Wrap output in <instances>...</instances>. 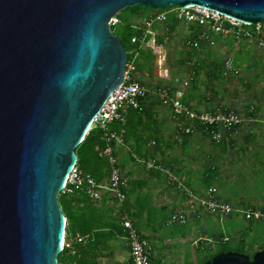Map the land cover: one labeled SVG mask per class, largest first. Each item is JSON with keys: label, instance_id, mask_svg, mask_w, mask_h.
Instances as JSON below:
<instances>
[{"label": "water", "instance_id": "1", "mask_svg": "<svg viewBox=\"0 0 264 264\" xmlns=\"http://www.w3.org/2000/svg\"><path fill=\"white\" fill-rule=\"evenodd\" d=\"M137 5L201 6L264 24V0H0V264H58L59 195L127 70L110 23ZM205 264H264V251Z\"/></svg>", "mask_w": 264, "mask_h": 264}, {"label": "crops", "instance_id": "2", "mask_svg": "<svg viewBox=\"0 0 264 264\" xmlns=\"http://www.w3.org/2000/svg\"><path fill=\"white\" fill-rule=\"evenodd\" d=\"M251 41L257 42V40ZM248 52V46L245 45L240 50L243 55H247ZM261 60L264 61V58ZM257 65L258 67L254 68H260L262 72L259 74L264 75V64L260 62L254 64V66ZM190 68L192 69V67ZM201 74L198 78H201ZM198 84L201 85L200 81ZM198 84L196 83L195 87L188 91V106L200 112L211 111L221 106L218 104V102L221 103L220 99H217L216 103V99L204 95ZM155 99L151 97L144 104L148 112V129L136 131L137 135L130 138L129 143L116 149V158L128 181L141 182V185H146L144 188L135 186L132 189L131 203L132 206H135V211L132 210L133 213L137 210L143 212L140 217L141 225L144 224L141 234L152 245L151 264H196L199 253L208 249L215 251L218 248V246H211L209 241H205L201 237L195 239L198 229L213 227L219 238L222 236L225 240H230L231 235L226 232L234 227L233 223L236 217L231 215L224 218L199 210L197 215L190 216L188 223L184 226L176 229L165 226V221L173 212L184 209L187 199L167 185L164 172L159 177L150 176L144 165L155 160L157 164L163 163V170L175 167L176 173L174 174L184 184L192 188L198 197L207 194L208 190L199 189V182L212 169L216 175L213 186L218 185L219 188H222L226 183H230L234 188L238 182H243L245 191L243 198H239L234 193L229 195L221 190L217 196L218 199L237 210L251 209L264 213V93L260 98L252 99L247 104L248 106L244 107L246 111L243 114L238 110L239 106H227L235 110L244 122L232 131H223L221 144L217 145L200 132L193 134L185 143H182V135L178 133L172 111L164 107L158 98ZM133 114L128 112L127 123L135 131L136 128L144 126L146 122L144 123L143 118H136ZM155 141L159 142L158 145ZM124 166H127L125 171ZM258 191L259 195H257ZM141 202H145L146 206L150 208V212L153 213L151 216H153L154 222L151 225L146 222L149 212L144 211L146 206H141L139 204ZM111 205L116 214L118 207L115 208L114 204ZM242 218L244 219L243 216ZM247 222L250 226L244 230L246 238L252 235V242L264 238V221ZM163 228L170 229V232L162 233ZM211 240L213 242V239H210V242ZM217 243H213L214 246ZM128 261H130V250L126 236H123L113 242L112 249L106 252L99 263L121 264Z\"/></svg>", "mask_w": 264, "mask_h": 264}, {"label": "built area", "instance_id": "3", "mask_svg": "<svg viewBox=\"0 0 264 264\" xmlns=\"http://www.w3.org/2000/svg\"><path fill=\"white\" fill-rule=\"evenodd\" d=\"M175 13L176 18L187 25H198L201 27L198 41L193 43L195 50L202 49V43L213 45L214 39L218 37L230 38L235 42L243 40H257L259 48L264 53V27L262 23L251 25L249 23L237 20L216 10L201 6L176 7L170 11L160 12L148 18L142 19V34L132 39L133 44L141 43L151 49L158 60H166V52L163 45L157 43V36L154 32V26L165 24L168 15ZM120 24L117 17L111 20L110 26L116 27ZM201 42V43H200ZM137 57L135 52H132ZM226 69L233 68V62H225ZM135 69V60L127 64V70L124 81L114 91L111 92L99 113L95 116L89 131L99 127L104 131V140L106 148L102 156L108 159L110 163V173L105 183H99L91 176L84 175L76 164L71 170L62 192H72L73 189H80L94 202H100L104 196L110 198L115 206H121L126 201L124 188H128V180L122 176V168L118 159L114 156L115 144L124 147L122 135L114 132L112 125H125L128 121L127 115L130 110H141L142 101L150 93L149 89L135 80L132 71ZM168 74H166V78ZM176 89L171 87L164 88L158 93L161 104L172 111L176 121L178 133L180 135H190L198 132V127H203V133H208L210 141L221 140L223 131H232L240 127L244 120L233 109L217 107L211 111H197L188 106L184 99L190 89V81L174 79ZM147 170H160L166 174L170 185L182 193L187 199L184 209L176 210L169 217L168 225L171 228L184 226L188 223L190 216L197 215L199 210L205 213L230 217L233 213L241 214L247 221L262 222L264 213L255 210H237L230 204L221 201L217 197V190L211 188L203 197H198L194 191L189 189L184 182L174 173L163 170L157 165L155 160L146 163ZM120 218V223L126 232V240L130 250V261L121 264H151L152 245L144 239L132 221L125 214ZM65 242L63 248L65 247ZM68 246V245H67ZM62 248V249H63Z\"/></svg>", "mask_w": 264, "mask_h": 264}, {"label": "trees", "instance_id": "4", "mask_svg": "<svg viewBox=\"0 0 264 264\" xmlns=\"http://www.w3.org/2000/svg\"><path fill=\"white\" fill-rule=\"evenodd\" d=\"M176 7L177 6H174L163 10L170 11L171 9ZM131 8L132 10L130 15L137 14L142 19L160 13V12H155L158 10H153L149 7H144L141 5H137ZM117 18L119 19L120 24L116 27H111V30L121 40V42L126 48L128 55L127 64H129L131 61L134 60V56L132 55V52H135L137 54V57L135 58V64L138 65L139 69H141L140 61L142 59H146V58L154 59L155 56L151 51V49L147 48L144 44L142 45L141 43H137V44L132 43V39L134 37L140 36L142 34L141 27H138L136 24L131 23L130 20L123 21L120 18V13L117 15ZM167 21L171 23L170 25L171 30L172 29L175 30V26L181 22L176 18L175 13H170L168 15ZM189 26L193 29V35L189 40V45L193 46V43L198 41L201 27L195 24ZM154 28H157L156 25L154 26ZM114 29H116L115 32ZM226 39H230V38H226ZM247 41L249 40H243L241 41V43ZM162 43L163 41L159 39L158 44L162 45ZM201 46L203 48L204 43H202ZM209 65L210 64H208L206 60H203L202 62L198 60L196 61V64L194 63V65L192 66L194 77L191 81L189 90H192V88L195 87L197 83L196 79L200 75L201 69L206 68ZM214 67H215L214 70L215 71L217 70L218 72H221L224 69H226L225 63L224 64L215 63ZM171 88L173 90L176 89V85L174 81L171 83ZM163 89L164 88H160L159 91ZM151 95L152 94L149 93L146 99L142 101L141 110H130V113L132 114L134 113L133 115L136 118H143V120H145L144 123L146 122V124L144 126L136 128V130L133 131L132 128H130L129 123H126L125 125H119V124L112 125L111 129L114 132H117L119 135H122L125 144L129 143L130 138L137 135L136 131H146L148 129V124H149L147 123L148 112H147V107H144L145 106L144 104L146 101H148L149 98L152 97ZM184 102L187 104V95L184 99ZM219 107L225 109H231L223 105ZM203 131L204 128L199 126L198 132L202 133V135L205 138H208V133H203ZM190 137H191L190 135H182L181 142L185 143L187 139H189ZM155 142L158 145L159 142L158 141ZM212 142L215 143L216 145L221 144V140L219 142L213 140ZM115 145L116 146H114V156L116 157L117 156L116 149L120 148L121 146L117 144ZM105 148H106V142L104 140V131L99 127H95L88 132L84 141L76 149V154L78 158L77 165L80 171L84 175L91 176L99 183L107 182L110 173V163L107 158L102 156V152L104 151ZM162 164L163 163L160 162L157 165L163 168ZM144 167L147 170L146 164L144 165ZM174 168H171L168 171L172 173H176ZM209 171L210 173L206 174L205 178L202 180L203 190L205 191L209 190L215 183L214 179L216 175L214 174L212 169H210ZM147 172L149 173L150 176L153 177H159L163 175V172L160 170H150V171L147 170ZM122 176L124 179H126L123 173ZM127 182H128V188H124V192L126 194L127 199L123 205L118 206V208H116L117 209L116 214H115V210L113 209L114 207L112 208L111 205L113 204V202L107 196H104L100 202H94L85 194L84 191L80 189H73L72 192L60 193L59 202L62 208V212L67 220V225L65 232L66 246L63 248L62 252L58 255V264H100L99 262L101 258L106 254L107 251H109V249H112L113 242L118 240L120 237L126 236V232L124 231V228L120 223V218L117 215L122 216L126 214L129 217V219L132 221L134 227L137 229L140 235L145 239V236L141 234V230L143 229L144 224L141 225L140 222V217L143 212L137 210L136 212L133 213V211H135L134 210L135 206H132L131 194L133 193L132 189L135 186L144 188L146 187V185L144 184L141 185V182H132V181H127ZM167 185L170 188L176 190L178 193H180L176 189V187L170 185L169 183ZM129 186L132 192L129 189ZM187 187L192 190V188H190L189 186ZM139 204H141V206L147 205L145 202L144 203L141 202ZM146 207H144V211L149 212L148 220H146V222L148 225H151L154 222L153 216H151L153 213L150 212L149 207L147 208ZM237 214L239 213H233L232 215H237ZM168 221L169 218L167 219V221H165V226L167 227H169ZM179 227H175V229ZM220 238L221 239L217 243L218 248L215 251L208 249L205 250L204 252L199 253L197 256L196 264H205L221 253L233 252L242 255H247L253 258V256L257 252L264 251V247H260L254 252H251L246 247L245 235L241 237L242 239L240 240L239 244H235L230 240H225L224 237L222 236Z\"/></svg>", "mask_w": 264, "mask_h": 264}, {"label": "rangeland", "instance_id": "5", "mask_svg": "<svg viewBox=\"0 0 264 264\" xmlns=\"http://www.w3.org/2000/svg\"><path fill=\"white\" fill-rule=\"evenodd\" d=\"M131 10L132 8L130 7L120 12V18L123 21L130 20L131 23L141 27L142 18L137 14L130 15ZM164 11L166 10H158L155 12ZM170 25L171 23L167 21L165 24L156 25L157 28H154V32L157 36V43L159 39L163 41L162 45L166 52V60H158L156 56L154 59H142L140 61L141 69L135 64V69L132 71L135 80L145 85L150 90L149 92L152 94L151 96L154 100L158 98L159 101L160 98L158 93L160 92V88L171 87V83L176 78L190 81L191 85L193 69L190 67L198 60L200 62L206 60L207 63L210 64L208 66L210 68L206 67L201 69V78H198L201 85L198 84V80H196L197 84L200 86V91L204 95L216 99V103L218 102L217 99H220L221 103L218 102V104L223 106L231 105L234 107V105H237L239 106L238 110L243 114L246 111L244 107L248 106L247 104L252 99L254 100L256 97L260 98L262 96L264 93V75L259 74L262 71L260 68H254L258 67V65L254 66V64H259V62L264 64V61L261 60L264 58L262 57L264 54H261L263 51L259 48L256 41L241 43L218 37L214 39L213 45L204 44L201 50H194L192 46L189 45V40L193 35V29L184 22L177 24L175 30H171ZM115 31L116 29H114V32ZM244 45L248 46L249 52L247 55L240 53ZM227 60L233 62V68L230 70L224 69L221 72L216 70V73L214 64H224ZM210 73L213 75H209ZM166 74H168L167 78ZM125 167L127 166H124V171L126 169ZM233 184H235V182H233ZM238 184L234 188L230 183H226L222 188H219L218 185L212 186V188L217 190V196L219 193L224 192L229 195L234 193L239 198H243L245 192L243 182H238ZM199 185V189L202 190V181L199 182ZM257 195H259V191ZM233 216L236 217L233 223L234 227L229 229L226 233L231 235L229 237L230 241L239 244L242 239L241 237H243L242 234H244V230H247L250 225L240 214ZM169 232L170 229L163 228L162 233L166 234ZM200 237L205 241H209L213 247H217V245L214 246V244L220 240L213 227L211 229L199 228L198 233L195 234V239ZM210 239H213V242L212 240L210 242ZM245 240L246 247L251 252H254L260 247H264V238L253 239L254 242H252L251 235Z\"/></svg>", "mask_w": 264, "mask_h": 264}, {"label": "bare ground", "instance_id": "6", "mask_svg": "<svg viewBox=\"0 0 264 264\" xmlns=\"http://www.w3.org/2000/svg\"><path fill=\"white\" fill-rule=\"evenodd\" d=\"M62 248H63V246H62Z\"/></svg>", "mask_w": 264, "mask_h": 264}]
</instances>
